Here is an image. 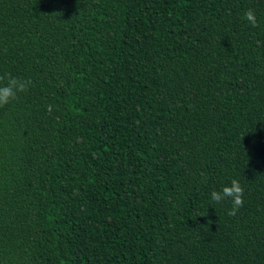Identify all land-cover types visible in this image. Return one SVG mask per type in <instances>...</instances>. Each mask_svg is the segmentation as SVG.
<instances>
[{
    "label": "trees",
    "instance_id": "16d2710c",
    "mask_svg": "<svg viewBox=\"0 0 264 264\" xmlns=\"http://www.w3.org/2000/svg\"><path fill=\"white\" fill-rule=\"evenodd\" d=\"M5 73L0 264H264V0H0Z\"/></svg>",
    "mask_w": 264,
    "mask_h": 264
},
{
    "label": "clouds",
    "instance_id": "9594fccd",
    "mask_svg": "<svg viewBox=\"0 0 264 264\" xmlns=\"http://www.w3.org/2000/svg\"><path fill=\"white\" fill-rule=\"evenodd\" d=\"M242 19L251 27H257L258 22L253 9H247ZM31 83L30 80L12 76L10 73L0 75V108L10 105L17 99L18 94L27 92ZM48 111H51V106H49ZM243 194L244 189L240 182L232 179L230 186H223L220 191L213 190L210 194V200L219 204L226 199H231L232 207L228 215L235 216L244 204Z\"/></svg>",
    "mask_w": 264,
    "mask_h": 264
}]
</instances>
